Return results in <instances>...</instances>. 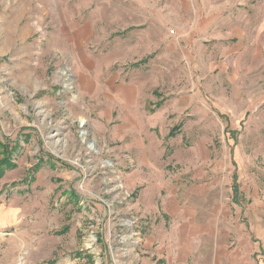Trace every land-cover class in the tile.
I'll list each match as a JSON object with an SVG mask.
<instances>
[{
	"label": "rangeland",
	"instance_id": "1",
	"mask_svg": "<svg viewBox=\"0 0 264 264\" xmlns=\"http://www.w3.org/2000/svg\"><path fill=\"white\" fill-rule=\"evenodd\" d=\"M0 141V264H264V0H0Z\"/></svg>",
	"mask_w": 264,
	"mask_h": 264
},
{
	"label": "crops",
	"instance_id": "2",
	"mask_svg": "<svg viewBox=\"0 0 264 264\" xmlns=\"http://www.w3.org/2000/svg\"><path fill=\"white\" fill-rule=\"evenodd\" d=\"M214 183H216L217 182V180H214L213 181ZM213 193L216 195L217 193H216V191H213ZM222 199H223V197L221 196L220 198H218L217 196H216V198H215V201L213 202V208L211 209V211H210V213H209V219L210 220H212V223L214 224V226H215V229H216V236H217V238L219 237V230H220V227H222V226H224L225 224H227V222L230 220L229 219V217H228V209H229V207L231 208V206H232V204L230 203H223V201H222ZM232 201H233V203L235 204L236 202H235V200L233 199V197H232ZM191 218H193V220L192 221H190V219ZM196 218V222H197V219H198V217H197V213L195 212V213H193V214H191V215H186V217H185V225L186 226H190L191 224H192V226L191 227H193V228H197V226H200V225H203V227H206V225L205 224H203L202 222L200 223V224H195V222H194V219ZM229 219V220H228ZM224 220H227L225 223H223L224 222ZM208 222L210 223V221L208 220ZM208 223V224H209ZM231 222H229V224H230ZM222 225V226H221ZM217 233H218V235H217ZM189 238L191 237V238H194V240L196 239L195 238V236L194 235H191V234H189V235H187ZM186 236V237H187ZM189 241V240H188ZM189 243H190V247L189 248H186V249H188V253H189V255H191V252H192V246H191V242L189 241ZM222 251H223V249H221ZM222 256L220 257V258H218V254H216V257H215V259L217 260L216 261V264H218V263H220V264H225V260H226V258H227V254H221ZM156 262H157V264H159L160 263V260H156ZM178 264H187V258L186 257H184V258H181V259H179V257H178ZM188 264H194V261L193 262H190V263H188Z\"/></svg>",
	"mask_w": 264,
	"mask_h": 264
},
{
	"label": "trees",
	"instance_id": "3",
	"mask_svg": "<svg viewBox=\"0 0 264 264\" xmlns=\"http://www.w3.org/2000/svg\"><path fill=\"white\" fill-rule=\"evenodd\" d=\"M2 146H3V143L1 144V141H0V149H2ZM7 162V161H6ZM8 163V165H10V163L9 162H7ZM4 164L5 163H2V164H0V176L3 174V166H4ZM7 165V166H8ZM234 183H233V192H234V200H235V202H238V198H239V194H240V191H239V189H238V186H237V177H236V175H235V177H234Z\"/></svg>",
	"mask_w": 264,
	"mask_h": 264
},
{
	"label": "bare ground",
	"instance_id": "4",
	"mask_svg": "<svg viewBox=\"0 0 264 264\" xmlns=\"http://www.w3.org/2000/svg\"><path fill=\"white\" fill-rule=\"evenodd\" d=\"M84 122V121H83ZM92 146V145H91ZM90 148H92V147H90Z\"/></svg>",
	"mask_w": 264,
	"mask_h": 264
}]
</instances>
